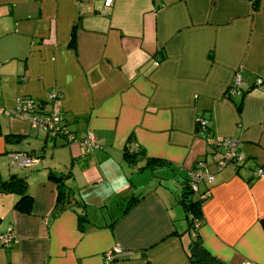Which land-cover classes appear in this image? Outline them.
<instances>
[{"label": "crops", "instance_id": "obj_1", "mask_svg": "<svg viewBox=\"0 0 264 264\" xmlns=\"http://www.w3.org/2000/svg\"><path fill=\"white\" fill-rule=\"evenodd\" d=\"M103 1L0 0V107L26 96L46 109L54 89L69 131L98 145L85 152L0 114V154L35 156L15 172L0 165V179L22 177L32 198L25 214L13 209L16 193H0V236L14 235L0 243V264H189L195 235L177 199L197 167L213 177L194 191L204 197L202 246L224 264H264V0H111L101 14ZM198 118L214 138L236 139L235 166L215 168ZM128 138L167 162L153 168L166 180L134 175ZM49 172L67 175L60 210ZM130 196L141 198L122 212ZM112 245L124 252L107 263Z\"/></svg>", "mask_w": 264, "mask_h": 264}, {"label": "built area", "instance_id": "obj_2", "mask_svg": "<svg viewBox=\"0 0 264 264\" xmlns=\"http://www.w3.org/2000/svg\"><path fill=\"white\" fill-rule=\"evenodd\" d=\"M111 0L103 1V8L100 10L101 14L105 13L104 7L110 6ZM241 79L238 73L235 74L234 79L229 85L227 94L232 95L239 90ZM45 100L48 107L35 105V101L26 96H18L14 101V105L10 108L0 107V114L22 119L28 123L29 126L41 129L49 137H61L65 142H76L82 147L85 152L93 148H97L98 145L94 136L90 132L84 133L80 138H76L74 134L69 131L64 121L61 119L60 106L61 97L60 94L54 90H48L45 94ZM197 122L199 127L204 131V140L210 147L211 152L209 154L216 169H220L225 165L235 166L239 162L237 141L234 138H214L210 132L204 127L206 121L202 118H198ZM8 158L12 166H26L33 163L34 154L13 151L8 153ZM255 174L261 176L264 174L262 169H255ZM188 185L191 190L196 191L198 183L201 181L211 182L213 177L211 173L204 167H197L191 169L188 174ZM14 235L10 228L6 233L0 236V243L3 246H8L13 241ZM123 249L118 245H112L104 252V259L107 263L114 262L118 257L123 254ZM240 264H253L251 262H241Z\"/></svg>", "mask_w": 264, "mask_h": 264}, {"label": "trees", "instance_id": "obj_3", "mask_svg": "<svg viewBox=\"0 0 264 264\" xmlns=\"http://www.w3.org/2000/svg\"><path fill=\"white\" fill-rule=\"evenodd\" d=\"M73 32L70 33V38L72 40ZM229 97L230 95L227 94ZM35 101V105L42 106L43 101ZM239 108V106H238ZM197 126L199 127L198 122L196 121ZM204 127L208 129L207 124L205 123ZM200 128V127H199ZM11 138H9L10 140ZM123 159L126 160L131 165H134L137 160L142 159L143 165L138 168H145L152 170L156 166H164L167 165V162L164 159L149 157L146 156L142 148H135L131 145L130 138H128L127 142L123 147ZM67 175H60L53 172L48 173V177L54 181L56 196H55V204L54 208L56 210H60L65 206H68L71 200V194L68 188H66L62 182V179ZM13 192L18 195L17 199L13 203V209L16 211L29 214L31 212V204L32 198L27 192V184L22 177L17 176L14 173L9 174L6 178L0 179V193H8ZM193 190L188 185V177L181 184V194L177 199V202L181 204L185 211V218L188 224V228L192 230L194 233V238L191 243L186 248L187 261L189 264H224L217 257L210 254L205 248L202 246L201 242L198 239L197 226L201 217L200 205L203 201L202 196H198L195 199L191 198V193ZM141 196H130L125 204L122 212H125L128 208L133 206ZM87 218L85 214L78 213L77 214V228L80 231L85 230L87 226ZM111 223L110 225H112ZM260 225L264 231V218L260 219Z\"/></svg>", "mask_w": 264, "mask_h": 264}, {"label": "rangeland", "instance_id": "obj_4", "mask_svg": "<svg viewBox=\"0 0 264 264\" xmlns=\"http://www.w3.org/2000/svg\"><path fill=\"white\" fill-rule=\"evenodd\" d=\"M1 163L2 164H4L5 165V167H6V169H8V170H12V172H15V171H17V170H21V169H23L24 167H15V168H13V167H11V164H10V160H9V158H8V153H1L0 154V165H1ZM135 165H136V167H141L142 165H143V162L141 161V160H137L136 161V163H135ZM164 169H166V168H164ZM153 171V172H152ZM149 170V169H145V168H141V169H139L137 172H135V176L136 177H138V175H140V179H141V181L142 182H145V181H147L149 178H150V176H151V174H153V175H157L158 177L160 176V178H163V180H166L167 178L166 177H164V176H162L161 174V172H159V171H162L163 172V170H158V169H153V170ZM157 172H159V174L157 173ZM142 174V175H141ZM2 178H4L3 176H2ZM6 178V177H5ZM156 178V177H155ZM155 180V179H154ZM156 181V180H155ZM171 182V181H170ZM175 184H176V186H180V183L181 182H179V181H175L174 182ZM191 198H193V199H195L196 197H197V195H196V192H192L191 193Z\"/></svg>", "mask_w": 264, "mask_h": 264}]
</instances>
